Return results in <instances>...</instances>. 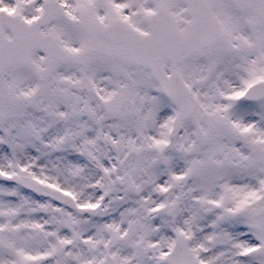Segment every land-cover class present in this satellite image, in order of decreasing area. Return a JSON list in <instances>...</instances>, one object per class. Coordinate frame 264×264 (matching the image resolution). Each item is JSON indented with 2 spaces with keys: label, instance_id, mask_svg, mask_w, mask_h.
<instances>
[{
  "label": "snow or ice",
  "instance_id": "6c2138e0",
  "mask_svg": "<svg viewBox=\"0 0 264 264\" xmlns=\"http://www.w3.org/2000/svg\"><path fill=\"white\" fill-rule=\"evenodd\" d=\"M0 264H264V0H0Z\"/></svg>",
  "mask_w": 264,
  "mask_h": 264
}]
</instances>
